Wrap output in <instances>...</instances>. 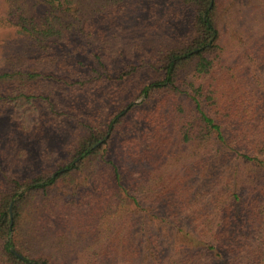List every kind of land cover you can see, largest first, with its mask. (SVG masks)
<instances>
[{"label": "trees", "instance_id": "16d2710c", "mask_svg": "<svg viewBox=\"0 0 264 264\" xmlns=\"http://www.w3.org/2000/svg\"><path fill=\"white\" fill-rule=\"evenodd\" d=\"M181 1L195 14L192 35L151 64L154 79L139 91L144 115L124 155L111 146L132 102L111 122L86 125L64 166L0 192L7 264L80 256L86 264H264V28L234 30L237 47L225 55L215 0ZM80 2L0 0V28L22 50L1 57L0 104L14 109L23 133L39 124L33 85L78 76L63 44L89 36ZM99 67L95 81L139 75L134 65L115 75L101 60ZM61 183L68 194L52 199ZM38 198L52 230L32 234L50 245L47 255L29 251L32 237L25 243L19 234L25 207Z\"/></svg>", "mask_w": 264, "mask_h": 264}, {"label": "rangeland", "instance_id": "374dc122", "mask_svg": "<svg viewBox=\"0 0 264 264\" xmlns=\"http://www.w3.org/2000/svg\"><path fill=\"white\" fill-rule=\"evenodd\" d=\"M215 2L221 42L228 53L225 55L234 53L237 47L234 30H263L264 0ZM80 8L88 19L86 34L89 36L82 39L70 36V44H63L74 58L71 65L78 76L72 77L70 84L43 79L33 85L34 94L42 97H37L36 104L35 119L39 124L31 133L21 132L12 121L14 109L0 104V192L11 186L15 179L21 181L64 166L72 157L73 149L88 135L86 125L111 122L132 102L133 111L115 132L111 146L115 157L124 155L126 141L132 137V127L144 115L141 105L144 98L139 96V91L154 79L151 64L156 65L166 53L191 37L195 19L193 9L181 0H81ZM11 35L0 28V69L4 67L3 60L22 51L21 41ZM100 60L114 75L129 65L137 66L139 75L125 84L95 81ZM77 80L80 83L74 84ZM66 191L68 187L61 183L52 191L51 198L65 196ZM48 212L41 198L30 201L25 207L27 225L19 234L25 243L32 237L34 246L30 244L27 248L35 254L52 253L50 245L33 240L32 234L41 233L40 229L45 233L52 230L45 226L46 220L52 217ZM63 250L62 255L69 251L66 246ZM88 261L91 262L80 256L76 262L71 259L67 264H86ZM0 264H7L1 243Z\"/></svg>", "mask_w": 264, "mask_h": 264}]
</instances>
